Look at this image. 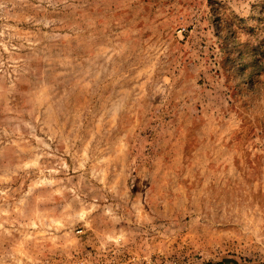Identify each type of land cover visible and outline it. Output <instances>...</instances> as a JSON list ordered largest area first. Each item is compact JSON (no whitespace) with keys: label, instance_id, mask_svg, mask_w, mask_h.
I'll use <instances>...</instances> for the list:
<instances>
[{"label":"rangeland","instance_id":"rangeland-1","mask_svg":"<svg viewBox=\"0 0 264 264\" xmlns=\"http://www.w3.org/2000/svg\"><path fill=\"white\" fill-rule=\"evenodd\" d=\"M264 264V0H0V264Z\"/></svg>","mask_w":264,"mask_h":264},{"label":"built area","instance_id":"built-area-1","mask_svg":"<svg viewBox=\"0 0 264 264\" xmlns=\"http://www.w3.org/2000/svg\"><path fill=\"white\" fill-rule=\"evenodd\" d=\"M147 264H156V263H147Z\"/></svg>","mask_w":264,"mask_h":264},{"label":"trees","instance_id":"trees-1","mask_svg":"<svg viewBox=\"0 0 264 264\" xmlns=\"http://www.w3.org/2000/svg\"><path fill=\"white\" fill-rule=\"evenodd\" d=\"M217 264H223V263H217Z\"/></svg>","mask_w":264,"mask_h":264}]
</instances>
